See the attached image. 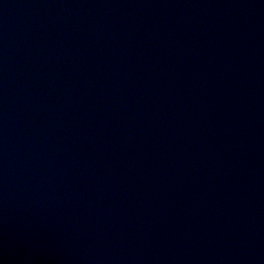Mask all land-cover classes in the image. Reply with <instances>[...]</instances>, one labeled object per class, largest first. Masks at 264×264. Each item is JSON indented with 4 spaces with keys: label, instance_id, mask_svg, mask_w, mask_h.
Segmentation results:
<instances>
[{
    "label": "water",
    "instance_id": "water-1",
    "mask_svg": "<svg viewBox=\"0 0 264 264\" xmlns=\"http://www.w3.org/2000/svg\"><path fill=\"white\" fill-rule=\"evenodd\" d=\"M0 264H264V0H0Z\"/></svg>",
    "mask_w": 264,
    "mask_h": 264
}]
</instances>
